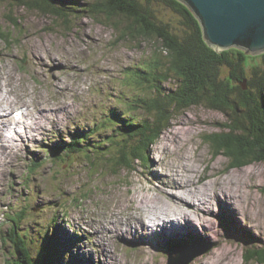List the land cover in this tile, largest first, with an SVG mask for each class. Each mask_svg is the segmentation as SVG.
Listing matches in <instances>:
<instances>
[{
  "label": "rangeland",
  "instance_id": "rangeland-1",
  "mask_svg": "<svg viewBox=\"0 0 264 264\" xmlns=\"http://www.w3.org/2000/svg\"><path fill=\"white\" fill-rule=\"evenodd\" d=\"M60 1L75 5L76 9L68 10V19L17 6L16 0H0V28L9 30L13 37L10 41L0 37V73L6 78L16 76L10 95L17 96L12 105L13 118L6 128L10 130L5 134L14 139L12 146L19 148L13 162L11 156L0 162V264H15L13 254L18 257L16 244L6 237L15 228L12 219L22 211L26 218L17 230L28 234L36 264H41L46 254L47 235L62 256H55L53 264H170L169 257L189 245L198 249L212 246L190 264H260L246 262L244 256L250 248L264 247V161L230 168L227 156H214L205 137L233 128L234 120L224 112L205 104L179 111L149 149L145 163L137 162L135 170L115 168L101 153H92V161L83 153L53 157L54 148L64 151L74 134L122 110V102L138 92L134 91L130 72L164 49L154 38L124 39L120 31L126 28L123 16L109 19L107 15L93 17L77 11L84 8L81 1L92 0ZM17 17L21 18L18 28L10 21ZM253 56L248 64L260 60L258 54ZM222 74L227 77L226 68ZM175 86V82L165 84L168 90ZM40 96L48 99L50 107L59 108L33 121L39 113L34 107L43 101ZM28 107L33 115L27 113ZM108 126L104 137L112 133L111 125L102 128ZM240 129L236 133L245 134ZM35 159L43 163L32 170ZM177 165L187 167V172L198 166V171L193 170V180L202 187L210 185L212 193L221 192L223 187L228 193L229 187H235L242 197L235 204L236 210L230 211L223 204L225 216L220 215L218 201L209 196L203 209L196 212L204 220L203 225L196 224L197 230L182 224L181 230L166 233L159 226L161 230L155 228L142 243L129 234L106 238L109 225L122 215L128 218L130 201L139 204L143 214L150 209L156 214L174 213L167 208L162 189L164 175L168 172L171 176ZM165 189L180 192V187ZM187 208L195 213L194 208ZM102 239L108 240V247L102 248ZM170 242L175 243L174 250Z\"/></svg>",
  "mask_w": 264,
  "mask_h": 264
},
{
  "label": "trees",
  "instance_id": "trees-1",
  "mask_svg": "<svg viewBox=\"0 0 264 264\" xmlns=\"http://www.w3.org/2000/svg\"><path fill=\"white\" fill-rule=\"evenodd\" d=\"M16 1L17 6L46 11L65 19H68L71 7L76 9L75 5H64L60 0ZM80 3L84 8L77 11L85 12L86 16L103 14L109 19L123 16L126 28L120 31L124 39L154 38L162 42L164 49H159L130 72L135 83L134 91L138 92L122 102V110L113 111L114 116L93 128H85V132L74 134L73 142L64 151L60 148L63 152L54 148L53 157L62 159L83 153L92 161V153H101V157L110 160L115 168L135 170L137 162L145 163L149 149L179 111L205 104L234 120L229 131H217L205 137L215 157L227 156L230 168L264 161V52L258 54L260 60L257 63L248 64V59L253 55V58L258 57L257 54L240 48L217 51L204 39L197 17L180 0H92ZM20 19L11 18L10 21L18 28ZM113 25L119 31L115 22ZM10 33L0 28L2 39L12 40ZM225 68L227 77L222 74ZM171 81L176 86L168 90L165 84ZM232 112L234 115H230ZM106 124L112 126V133L104 137L103 132L110 128L103 129ZM240 128L245 134L236 133ZM115 136L117 139L113 138ZM42 163L35 159L30 168H39ZM16 217L12 219L15 228L6 237L7 240L12 238L17 246L18 257L13 254V260L15 264H36L27 241L28 234L17 230L26 218L25 214L22 211ZM52 244L51 236L47 235L46 254L41 264H53L55 256L62 258ZM170 245L174 250L175 243L170 242ZM51 250L56 251L51 253ZM244 257L246 262L264 264V247L250 248Z\"/></svg>",
  "mask_w": 264,
  "mask_h": 264
},
{
  "label": "bare ground",
  "instance_id": "bare-ground-1",
  "mask_svg": "<svg viewBox=\"0 0 264 264\" xmlns=\"http://www.w3.org/2000/svg\"><path fill=\"white\" fill-rule=\"evenodd\" d=\"M11 76L12 77H10V78H6V76L4 74L0 73V131L4 130V132L0 133V162L5 161L6 158L7 159L10 158V156H11L12 162H13V159L16 156L17 151L19 150L17 145L12 146L14 144L13 143L14 139L13 138H9V139L6 138V134H5L7 130L8 131L10 130L9 128L8 129H6V128L9 125L11 118H13V116H11L12 112H13L12 105L17 100L16 95L14 98H12V96L10 95L14 89V86H12V85L14 84V82L16 80V76H14L13 74ZM39 98H43V101L39 100L38 103L36 104V106L34 107V109H36L35 111L36 112L39 111V113H38V116L33 119V121H38L40 118L39 115L43 114L45 116V114H46L45 112L50 111V109H53L52 112H57L58 108H59V106L50 107L49 105H47L48 104L47 98L42 97V96H40ZM54 102H55V100H54ZM41 107H43V109H40ZM26 110H27L28 114L33 115V112H32L33 110H31L30 107H28ZM28 114H25V115H28ZM47 116H49V115H47ZM16 122H17V120H16ZM37 124H38V122H37ZM30 125H32V123ZM12 128L13 127H11V129ZM31 128L34 129V127H31ZM78 139H79V137H78ZM8 141L11 142V144ZM1 153H3V155H1ZM174 168L175 169H172L173 173L171 176H170V173H168V172L164 175V178H165L164 189L168 186L174 187V188L180 187V189H179L180 192H178V191L170 192L169 190L166 191V189L165 190L162 189L163 192H165V194H166L165 197L167 199V206H168L167 208L170 209L171 211H173L174 213H170V214L163 213L162 214L160 212L161 214L160 213L156 214L154 212V209H150L149 211H145V214H143L142 209L139 206V204H136V203L134 204V203H131V201H130L129 203L132 206H129L130 210L126 211V215L128 216V218L125 219L124 217H122L123 216L122 215L121 216L122 220H121V218H120V220H118V218H117V220L112 223L113 226L109 225L107 227V229L104 228V230L106 229L105 232L107 233L106 238L110 239V238H112V236H115L117 234L118 235H124V236L129 234L132 237H134L136 240H138L140 243H142L146 238H149L151 236L150 233L153 232L155 230V228H157L156 229L157 231L164 229V232L167 233V231L172 232L173 230H176V229L181 230L182 228L180 227V225L185 224V225H187L193 229L195 228L197 230L201 224L202 225L204 224V220H203V218H201L202 215H200V214L197 215L196 212L202 210L204 205H206L205 202H207L209 200V199H207V197H209V196L211 198L215 197V199L219 203V208H220L218 213L220 215H223V216H225L223 214V210H222L223 204H225V206L230 211H232V210H236L235 204L240 203L242 200V197H240V194H238V191L236 190L235 187L234 188L229 187L231 192H228V193L225 190V187L222 188L221 192L216 190L214 193H212L211 189H210V185L205 184L204 187H202V185L201 186L198 185L199 181L193 180V179H195V176H196V174L193 172V170L198 171L199 170L198 166L193 165V169H191L188 172L186 170L187 167L180 168V165H177L176 167L174 166ZM170 177H172L174 180H170ZM134 200H136V199H134ZM148 204H150V203H148ZM135 205H137V206L133 207ZM185 206L194 208L195 213H192L193 211H191L190 209H188ZM210 211L213 212L214 210L211 209ZM210 211L208 213H210ZM235 212H238V211H235ZM154 215H156V217H154ZM196 224H199V226H196ZM120 226H122V228H119ZM126 226H128V227H126ZM159 226L161 229L159 228ZM124 228L126 229L125 230L126 234H124V231H123ZM205 232H206V229H205ZM99 233H102V231H100ZM155 236H157V234ZM155 236L153 235L154 238H155ZM107 241H105L104 239H102L100 241V244H102V248L108 247ZM114 256H116V255H114ZM121 263H123V262H121Z\"/></svg>",
  "mask_w": 264,
  "mask_h": 264
},
{
  "label": "water",
  "instance_id": "water-1",
  "mask_svg": "<svg viewBox=\"0 0 264 264\" xmlns=\"http://www.w3.org/2000/svg\"><path fill=\"white\" fill-rule=\"evenodd\" d=\"M180 1L197 17L204 39L216 50L235 47L250 54L264 52V0ZM211 247L198 249L189 245L180 254H172L169 262L190 264Z\"/></svg>",
  "mask_w": 264,
  "mask_h": 264
}]
</instances>
